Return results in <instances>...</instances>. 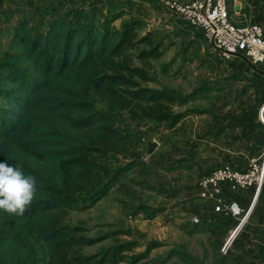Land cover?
<instances>
[{"label":"trees","instance_id":"trees-1","mask_svg":"<svg viewBox=\"0 0 264 264\" xmlns=\"http://www.w3.org/2000/svg\"><path fill=\"white\" fill-rule=\"evenodd\" d=\"M122 14L21 20L0 57V162L34 176L37 188L23 216L0 210V264H119L137 245L84 255L99 239L64 223L105 198L138 158L144 141L133 125L174 127L186 116L179 96L151 86L160 44L138 21L113 25ZM251 119L247 136L261 125L264 140ZM116 159L127 163L113 169Z\"/></svg>","mask_w":264,"mask_h":264},{"label":"rangeland","instance_id":"rangeland-1","mask_svg":"<svg viewBox=\"0 0 264 264\" xmlns=\"http://www.w3.org/2000/svg\"><path fill=\"white\" fill-rule=\"evenodd\" d=\"M228 11L233 24L229 6ZM125 19H137L144 25L140 33L152 32L160 44L163 55L151 61L157 79L151 86L179 96L183 102L176 110L186 116L174 127L133 125L144 141L138 158L129 161L105 198L89 209L70 212L64 223L99 239L83 249L84 255L130 241L137 245L119 264H220L229 227L218 220L228 216L197 197L196 183L215 168L242 169L264 150L260 124L244 144L248 123L257 120L262 84L242 61L222 60L200 31L160 5L151 14L135 9ZM35 23L39 26V19ZM148 142L157 143L151 154ZM124 163L116 159L113 169ZM195 217L198 223L192 221ZM117 231L123 234L115 235Z\"/></svg>","mask_w":264,"mask_h":264},{"label":"crops","instance_id":"crops-1","mask_svg":"<svg viewBox=\"0 0 264 264\" xmlns=\"http://www.w3.org/2000/svg\"><path fill=\"white\" fill-rule=\"evenodd\" d=\"M226 1L229 8L233 11L231 13L234 14L233 24L258 25L264 32V0ZM161 2L162 0H0V57L7 52L15 27L21 20H26L35 25V22L39 19L40 26H47L60 19L68 22L79 16L84 21L86 17L93 14L100 19L101 17H107L110 14L123 11L121 18L113 23V25L119 27L126 21L121 22L120 25H118V21L121 19L127 20L125 19L127 13L135 9H142V11L144 10L146 13L151 14L155 10V6L160 5L163 7ZM129 16H135V14ZM127 21L138 20L131 19ZM249 69L257 75L259 83L263 85L264 62L258 67L257 71L252 68ZM262 98L264 99L263 92ZM262 103L263 100H260L259 108ZM253 122H259L258 116L257 120L253 117ZM247 138L248 140L244 144L250 142L251 137L247 136ZM222 190L225 203L236 202L243 212L249 209L254 200V189L252 188L230 191L228 185L223 184ZM226 219L227 222H225ZM218 222L222 226L229 227L227 234L238 224L237 219L230 217H220ZM263 224L264 188L258 194L248 219L239 229L228 253L226 255L223 254L224 257H221L220 264H264Z\"/></svg>","mask_w":264,"mask_h":264},{"label":"built area","instance_id":"built-area-1","mask_svg":"<svg viewBox=\"0 0 264 264\" xmlns=\"http://www.w3.org/2000/svg\"><path fill=\"white\" fill-rule=\"evenodd\" d=\"M161 4L171 13L176 14L186 25L200 31L203 39L218 52L221 59L233 58L244 61L248 66L258 68L264 62V32L258 25H235L229 22L226 0H162ZM264 96V84L262 85ZM258 117L264 126V99ZM227 184L230 191L254 189V200L246 212L236 202L226 204L222 185ZM264 188V150L258 157L247 161L243 169L223 166L213 169L202 176L196 183V195L200 200L212 203L220 211L238 224L226 236L221 248L226 255L239 229L248 219L255 200ZM198 223L195 217L192 219ZM264 228V224H263Z\"/></svg>","mask_w":264,"mask_h":264},{"label":"clouds","instance_id":"clouds-1","mask_svg":"<svg viewBox=\"0 0 264 264\" xmlns=\"http://www.w3.org/2000/svg\"><path fill=\"white\" fill-rule=\"evenodd\" d=\"M36 179L7 162H0V210L23 216L36 195Z\"/></svg>","mask_w":264,"mask_h":264},{"label":"water","instance_id":"water-1","mask_svg":"<svg viewBox=\"0 0 264 264\" xmlns=\"http://www.w3.org/2000/svg\"><path fill=\"white\" fill-rule=\"evenodd\" d=\"M156 146H157L156 142H148L147 143V154H151L156 148Z\"/></svg>","mask_w":264,"mask_h":264}]
</instances>
